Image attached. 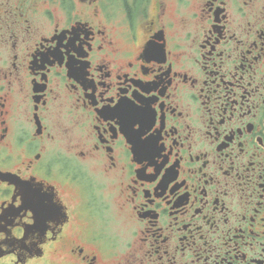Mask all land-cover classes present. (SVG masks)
I'll return each instance as SVG.
<instances>
[{
  "label": "flooded vegetation",
  "instance_id": "flooded-vegetation-1",
  "mask_svg": "<svg viewBox=\"0 0 264 264\" xmlns=\"http://www.w3.org/2000/svg\"><path fill=\"white\" fill-rule=\"evenodd\" d=\"M151 43L164 55L147 68ZM68 48L103 61L114 92L157 85L155 181L111 129L97 133L108 121L93 89L73 87ZM4 177L48 191L63 209L49 243L80 264H264V0H0Z\"/></svg>",
  "mask_w": 264,
  "mask_h": 264
},
{
  "label": "snow or ice",
  "instance_id": "snow-or-ice-1",
  "mask_svg": "<svg viewBox=\"0 0 264 264\" xmlns=\"http://www.w3.org/2000/svg\"><path fill=\"white\" fill-rule=\"evenodd\" d=\"M78 39L77 35L76 40ZM76 40L72 41L73 46L76 45ZM63 43L67 45L68 41L64 40ZM88 47L92 45L89 44ZM76 51L84 53L86 49L81 45L76 48ZM100 51H104L103 44L100 45ZM65 55L72 59L66 62ZM163 55V50L155 43H151L142 48L139 59L142 63L147 62L144 63V67L150 68ZM59 58L61 64H67V69L70 70L68 74L74 77L71 81L73 87L79 91V84H83L85 89L94 90L91 97L95 104L94 110H99L104 120L108 121L106 124L103 121H97V133L101 139H103V133L111 129L116 134L117 140H123L127 144L125 156L128 151L134 152L138 161L137 166L143 168L155 181L167 163V161L158 160L160 149L156 147V137L159 135L157 129L161 128V125L157 123V112L154 110L157 105L152 99L146 98V96H153L152 88L157 85L141 84L143 93L139 88L131 91L127 85L123 86V91L114 92L110 83L114 79L112 72L103 61L99 69H95L92 66L93 57L86 56L87 62L81 63L76 53L70 48L60 53ZM104 59L106 60L107 57L105 56ZM63 71L58 70L61 75ZM95 71H99L101 75L100 79L93 83ZM141 78L155 79L150 75ZM96 145L99 147L100 140L96 141ZM30 179L31 177L19 179L4 177L0 180V264H12L16 260H19L20 264H80L76 256L72 255L71 249H65L62 244L53 246L49 243L63 233V228L60 227L63 224V220L60 219L63 209L42 185L25 182ZM5 181L11 182V188ZM18 216L21 217L24 226H31L27 227V234L19 232L16 221ZM9 225L13 226V231H9ZM33 234L39 236V241L31 239ZM4 244H10L13 251L17 246L26 248L27 252L33 255V259L28 260L27 256L21 253L19 257L12 256L5 261L2 258L6 253ZM49 249L51 250L48 251Z\"/></svg>",
  "mask_w": 264,
  "mask_h": 264
}]
</instances>
